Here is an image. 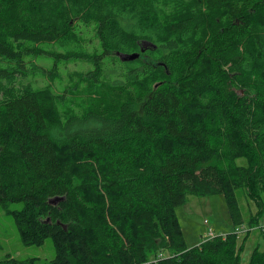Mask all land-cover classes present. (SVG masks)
<instances>
[{
    "label": "trees",
    "instance_id": "16d2710c",
    "mask_svg": "<svg viewBox=\"0 0 264 264\" xmlns=\"http://www.w3.org/2000/svg\"><path fill=\"white\" fill-rule=\"evenodd\" d=\"M187 1L0 0V204L54 248L0 264H242L249 236L188 248L177 210L223 195L235 230L264 217V0Z\"/></svg>",
    "mask_w": 264,
    "mask_h": 264
},
{
    "label": "rangeland",
    "instance_id": "374dc122",
    "mask_svg": "<svg viewBox=\"0 0 264 264\" xmlns=\"http://www.w3.org/2000/svg\"><path fill=\"white\" fill-rule=\"evenodd\" d=\"M184 1L188 2L187 0ZM169 5L172 8V2ZM167 11H170L169 7H167ZM84 37L87 41L92 38V43L90 42V45H85L89 53H92L93 49L99 48V43L93 31L88 32ZM36 61L42 67L46 69L50 68V60ZM91 68L92 66L86 64L84 61L69 63L67 67H63L61 70L60 74L62 79H47L45 81V79L39 78L37 85H52L54 88H57V90L61 91L67 84V82L63 80H65L68 74L85 72ZM241 204L245 209L244 214L247 220L251 217L249 213L250 209L253 215L257 214V208L253 204L248 207L245 199H242ZM21 208V205L10 204L4 207L0 204V259H4L8 255L21 260L30 257H38L42 260L53 259L54 248L51 242H47L42 247H26L21 242L16 225L6 212L7 209L19 210ZM177 213L188 248L198 246L203 241L207 240L210 235L215 233L228 234L233 232L237 235L241 244L244 242L245 238L249 236L248 240H246V248L242 253V264H248L255 248L259 245L263 246V234L261 232L264 229V217L259 227L251 228L246 223L247 229L243 232L235 230L231 223L228 206L223 195H214L205 198L191 195L188 197V203L179 207ZM206 222H208V224Z\"/></svg>",
    "mask_w": 264,
    "mask_h": 264
},
{
    "label": "water",
    "instance_id": "95a60500",
    "mask_svg": "<svg viewBox=\"0 0 264 264\" xmlns=\"http://www.w3.org/2000/svg\"><path fill=\"white\" fill-rule=\"evenodd\" d=\"M139 54H135V55H121V59L123 61H134L136 59L139 58Z\"/></svg>",
    "mask_w": 264,
    "mask_h": 264
},
{
    "label": "bare ground",
    "instance_id": "6f19581e",
    "mask_svg": "<svg viewBox=\"0 0 264 264\" xmlns=\"http://www.w3.org/2000/svg\"><path fill=\"white\" fill-rule=\"evenodd\" d=\"M213 235H215V234H212L211 236H213Z\"/></svg>",
    "mask_w": 264,
    "mask_h": 264
}]
</instances>
